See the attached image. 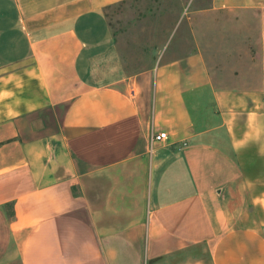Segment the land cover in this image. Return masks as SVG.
<instances>
[{"label": "crops", "instance_id": "obj_1", "mask_svg": "<svg viewBox=\"0 0 264 264\" xmlns=\"http://www.w3.org/2000/svg\"><path fill=\"white\" fill-rule=\"evenodd\" d=\"M123 1L0 0V264H264V0L198 10L251 24L248 88L217 82L193 25L188 52L177 34L127 68Z\"/></svg>", "mask_w": 264, "mask_h": 264}, {"label": "rangeland", "instance_id": "obj_2", "mask_svg": "<svg viewBox=\"0 0 264 264\" xmlns=\"http://www.w3.org/2000/svg\"><path fill=\"white\" fill-rule=\"evenodd\" d=\"M212 5V0H126L107 7L106 14L130 70L154 64L173 46L177 34L178 53L188 52L193 25L220 85H259V37L241 14L208 15L198 11Z\"/></svg>", "mask_w": 264, "mask_h": 264}, {"label": "built area", "instance_id": "obj_3", "mask_svg": "<svg viewBox=\"0 0 264 264\" xmlns=\"http://www.w3.org/2000/svg\"><path fill=\"white\" fill-rule=\"evenodd\" d=\"M167 137V132L161 131L153 133L152 139L156 141H164L167 139Z\"/></svg>", "mask_w": 264, "mask_h": 264}]
</instances>
